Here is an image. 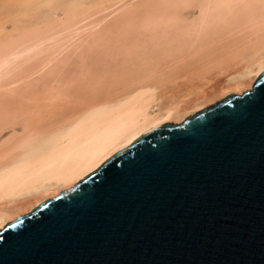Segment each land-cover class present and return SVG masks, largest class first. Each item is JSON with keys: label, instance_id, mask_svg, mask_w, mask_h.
<instances>
[{"label": "bare ground", "instance_id": "6f19581e", "mask_svg": "<svg viewBox=\"0 0 264 264\" xmlns=\"http://www.w3.org/2000/svg\"><path fill=\"white\" fill-rule=\"evenodd\" d=\"M158 1L84 8L77 25L0 43V135L11 130L0 138V228L15 209L34 208L181 119L183 108L161 93L190 63L204 75L214 62L237 67L230 89L251 87L264 70V0Z\"/></svg>", "mask_w": 264, "mask_h": 264}, {"label": "water", "instance_id": "95a60500", "mask_svg": "<svg viewBox=\"0 0 264 264\" xmlns=\"http://www.w3.org/2000/svg\"><path fill=\"white\" fill-rule=\"evenodd\" d=\"M0 264H264V70L6 223Z\"/></svg>", "mask_w": 264, "mask_h": 264}, {"label": "rangeland", "instance_id": "374dc122", "mask_svg": "<svg viewBox=\"0 0 264 264\" xmlns=\"http://www.w3.org/2000/svg\"><path fill=\"white\" fill-rule=\"evenodd\" d=\"M144 1L0 0V43L10 44V41H17L20 38L28 36L29 33L37 29L52 27V25H58V27L77 25L81 20L79 12L84 8L88 9L91 13L97 14L100 9H107L109 12H112L118 7L130 3L132 4V2L143 3ZM164 1L165 0H159L157 2L158 6L162 3L164 4ZM189 11H191V9ZM103 14L104 11L99 13V16L101 17ZM214 63L218 68L213 69L212 72H208L205 75L202 73L198 64H195L194 62H192V64L190 63L189 67L179 71L178 81L170 86L169 91H162L161 94L164 99L173 96L178 103L177 106L183 108L184 111V115L181 119L169 122L180 123L193 112L205 106L214 104L225 95L230 93H242L246 89L252 88L256 79L252 82L251 87L248 86L244 88L243 86H237L239 88L238 90L236 86L232 89L228 88L230 83L234 82V79L238 80L240 78V70L237 67L229 68L230 71H225V69L220 70V66L216 62ZM10 131V129L5 130V132L0 135V138L2 135L7 136ZM32 209L23 207L20 210L15 209V211H18L21 213L19 215H22L28 213Z\"/></svg>", "mask_w": 264, "mask_h": 264}]
</instances>
